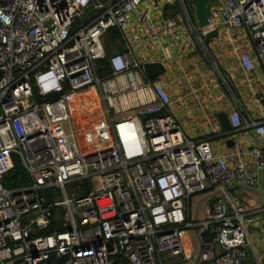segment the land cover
Masks as SVG:
<instances>
[{
	"label": "built area",
	"instance_id": "obj_1",
	"mask_svg": "<svg viewBox=\"0 0 264 264\" xmlns=\"http://www.w3.org/2000/svg\"><path fill=\"white\" fill-rule=\"evenodd\" d=\"M149 2L174 6L202 46V32L221 22L245 31L254 57L242 55L240 64L247 72L257 62L264 67V0H215L205 31L190 0H0V264L53 257L65 264H164V255L189 261L184 238L192 229L199 230V263L247 264L248 228L264 225V207L247 208L231 189L264 182V119L245 114L233 96L231 130L255 135L250 163L231 166L210 141L184 134L168 112L169 93L147 78L130 46L113 56L105 49L106 35L123 31ZM145 32L157 38L148 23ZM103 60L111 70L106 78L98 76ZM91 88L110 144L88 152L70 98ZM16 161L31 183L9 190L3 180ZM201 194L214 200L197 222L191 201ZM259 245L251 264H264Z\"/></svg>",
	"mask_w": 264,
	"mask_h": 264
},
{
	"label": "crops",
	"instance_id": "obj_2",
	"mask_svg": "<svg viewBox=\"0 0 264 264\" xmlns=\"http://www.w3.org/2000/svg\"><path fill=\"white\" fill-rule=\"evenodd\" d=\"M174 11V6L166 8L149 2L130 17L123 31L119 30V39L114 40L111 31L106 35V52L108 56L126 53L128 44L134 58L142 64L162 63L166 71L159 82L172 101L168 112L176 118L184 134L192 140L210 141L214 153L225 156L231 166L239 162L250 163L249 147L254 143V133L224 132L217 115L234 112V96L243 104L245 114L264 119V109L260 104L264 98V67L257 62L255 69L247 72L240 64V56L249 54L254 57L245 31L228 28L221 22L217 38L209 45L204 42L202 46L188 32L183 20L172 16ZM146 23L155 28L157 38L152 39L145 32ZM229 142L233 144L229 145ZM231 192L251 210L264 207L263 181L254 190L235 186ZM248 197L252 198L248 200ZM262 215L264 218V213ZM248 231L253 248L247 250V264H251L255 260L253 249L259 253V244L264 242V225L250 226ZM188 233L184 239L191 260L164 255L163 263L213 264L199 263V232L193 235L195 246Z\"/></svg>",
	"mask_w": 264,
	"mask_h": 264
},
{
	"label": "bare ground",
	"instance_id": "obj_3",
	"mask_svg": "<svg viewBox=\"0 0 264 264\" xmlns=\"http://www.w3.org/2000/svg\"><path fill=\"white\" fill-rule=\"evenodd\" d=\"M113 87L114 84L111 83ZM129 103L128 97L122 99ZM71 107L74 123L81 135L86 151H94L110 144L108 128L102 114L97 91L91 88L71 96ZM81 109L83 112L81 113Z\"/></svg>",
	"mask_w": 264,
	"mask_h": 264
},
{
	"label": "water",
	"instance_id": "obj_4",
	"mask_svg": "<svg viewBox=\"0 0 264 264\" xmlns=\"http://www.w3.org/2000/svg\"><path fill=\"white\" fill-rule=\"evenodd\" d=\"M193 6L195 7L196 11V18L198 25L202 31H205L208 27V10H207V3L208 0H190ZM218 36V29L214 28L205 33L204 42L206 45H209L211 41L216 39ZM143 70L146 74L147 78L150 81H155L160 79L165 74V67L162 63H144ZM261 106L264 109V98L260 101ZM219 120L221 130L224 132H228L231 130V123H230V115L226 112H220L217 115ZM229 145H232L233 142H229Z\"/></svg>",
	"mask_w": 264,
	"mask_h": 264
},
{
	"label": "trees",
	"instance_id": "obj_5",
	"mask_svg": "<svg viewBox=\"0 0 264 264\" xmlns=\"http://www.w3.org/2000/svg\"><path fill=\"white\" fill-rule=\"evenodd\" d=\"M176 11L173 12L172 16H178V13ZM111 32H112V35L114 37V40H117L120 38V31L119 30L113 29V30H111ZM110 75H111V70H110L108 61L103 60V61L99 62V64H98V76L100 78H106V77H109ZM1 76L2 75L0 74V79H1ZM38 100H42V99L40 97H38ZM30 183H31V179L19 161L15 162L14 170L7 173L4 176V180H3V184H4L5 188L9 189V190L26 187V186H29ZM56 229L57 228L53 226L52 229L46 233L47 234L52 233ZM43 264H65V260L53 257L49 261H47ZM115 264H119L118 259L115 260Z\"/></svg>",
	"mask_w": 264,
	"mask_h": 264
},
{
	"label": "rangeland",
	"instance_id": "obj_6",
	"mask_svg": "<svg viewBox=\"0 0 264 264\" xmlns=\"http://www.w3.org/2000/svg\"><path fill=\"white\" fill-rule=\"evenodd\" d=\"M112 0H94V3L95 4H98V5H103V6H106V4H108L109 2H111ZM216 2L215 0H209L208 3H207V10L209 11L210 10V7L212 5H214ZM178 13V11H176ZM87 21V18L84 19L82 22H77L76 25L74 26V28L71 30V32H75L84 22ZM202 35H203V38L205 36V33L202 32ZM97 90H98V87H97ZM81 113L83 112V109L80 110ZM112 116L114 117V114L112 113ZM109 122V121H108ZM67 131H71V127H68L67 128ZM221 139V138H220ZM220 139H215L216 140H220ZM215 143V142H214ZM247 147V146H246ZM248 148V147H247ZM86 149V148H85ZM69 193L70 190H69ZM56 197H57V200L58 201H62V199L64 198L63 194L60 193V192H56ZM245 197H247L245 195ZM252 197H248V200H250ZM214 198H209V199H206L204 195H199L197 197H194L191 201V205H192V212L194 214V220H196L197 222H202L207 213H208V210L210 209V203L211 201H213ZM252 204V203H251ZM253 205V204H252ZM61 208H57L55 210V212H61ZM63 215V214H61ZM199 230L198 229H192L189 231L188 235H189V238L192 240L194 246H195V239H194V234L198 233Z\"/></svg>",
	"mask_w": 264,
	"mask_h": 264
}]
</instances>
